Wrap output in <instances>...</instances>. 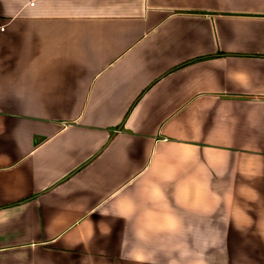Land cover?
Here are the masks:
<instances>
[{
	"label": "crops",
	"instance_id": "1",
	"mask_svg": "<svg viewBox=\"0 0 264 264\" xmlns=\"http://www.w3.org/2000/svg\"><path fill=\"white\" fill-rule=\"evenodd\" d=\"M2 26L0 264H128L129 196L167 248L264 264V0H0Z\"/></svg>",
	"mask_w": 264,
	"mask_h": 264
},
{
	"label": "clouds",
	"instance_id": "2",
	"mask_svg": "<svg viewBox=\"0 0 264 264\" xmlns=\"http://www.w3.org/2000/svg\"><path fill=\"white\" fill-rule=\"evenodd\" d=\"M131 211L111 213L113 219L124 221L120 239L121 259L128 264H160L159 256L167 258V264H209L208 252L213 245L202 249L190 246L185 249L167 248L164 237L172 234V224L159 218L151 207L138 203L134 196L127 197Z\"/></svg>",
	"mask_w": 264,
	"mask_h": 264
},
{
	"label": "built area",
	"instance_id": "3",
	"mask_svg": "<svg viewBox=\"0 0 264 264\" xmlns=\"http://www.w3.org/2000/svg\"><path fill=\"white\" fill-rule=\"evenodd\" d=\"M0 29H3V26Z\"/></svg>",
	"mask_w": 264,
	"mask_h": 264
}]
</instances>
